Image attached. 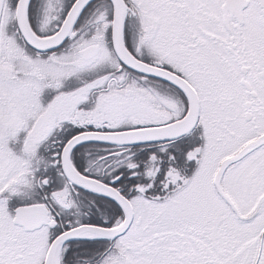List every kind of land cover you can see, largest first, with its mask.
Instances as JSON below:
<instances>
[{"label": "snow or ice", "instance_id": "obj_1", "mask_svg": "<svg viewBox=\"0 0 264 264\" xmlns=\"http://www.w3.org/2000/svg\"><path fill=\"white\" fill-rule=\"evenodd\" d=\"M0 264H264V0H0Z\"/></svg>", "mask_w": 264, "mask_h": 264}]
</instances>
